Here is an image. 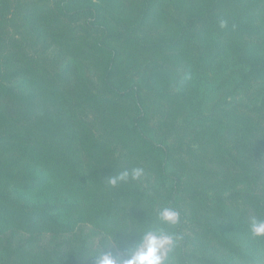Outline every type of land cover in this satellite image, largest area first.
Here are the masks:
<instances>
[{
	"label": "trees",
	"instance_id": "1",
	"mask_svg": "<svg viewBox=\"0 0 264 264\" xmlns=\"http://www.w3.org/2000/svg\"><path fill=\"white\" fill-rule=\"evenodd\" d=\"M165 206L173 264H264V0H0V264L119 257Z\"/></svg>",
	"mask_w": 264,
	"mask_h": 264
},
{
	"label": "clouds",
	"instance_id": "2",
	"mask_svg": "<svg viewBox=\"0 0 264 264\" xmlns=\"http://www.w3.org/2000/svg\"><path fill=\"white\" fill-rule=\"evenodd\" d=\"M143 176L142 168H134L131 172L123 171L111 177L108 182L115 186L129 179L140 180ZM157 216V226L133 233L139 234L140 238L127 246L123 255L117 257L111 251H106L114 244V239L102 252L92 256L94 264H173L181 237L170 229L179 225L180 213L173 207L165 206L159 209ZM249 225L254 237H264V218L251 217Z\"/></svg>",
	"mask_w": 264,
	"mask_h": 264
}]
</instances>
